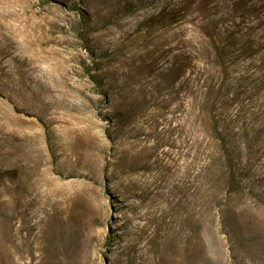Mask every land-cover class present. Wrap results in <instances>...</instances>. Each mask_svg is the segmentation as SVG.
Returning a JSON list of instances; mask_svg holds the SVG:
<instances>
[{"label":"rangeland","instance_id":"1","mask_svg":"<svg viewBox=\"0 0 264 264\" xmlns=\"http://www.w3.org/2000/svg\"><path fill=\"white\" fill-rule=\"evenodd\" d=\"M0 264H264V0H0Z\"/></svg>","mask_w":264,"mask_h":264},{"label":"trees","instance_id":"2","mask_svg":"<svg viewBox=\"0 0 264 264\" xmlns=\"http://www.w3.org/2000/svg\"><path fill=\"white\" fill-rule=\"evenodd\" d=\"M217 58L222 62L223 61V54L218 55ZM215 137L216 140L222 145L223 149L225 150L227 156H230V152L227 146V141L226 138L224 137V135L221 133V131L219 130V128L217 127V122L215 123Z\"/></svg>","mask_w":264,"mask_h":264}]
</instances>
